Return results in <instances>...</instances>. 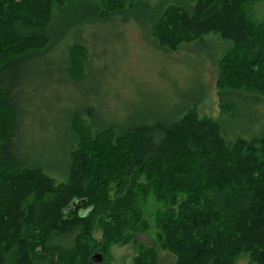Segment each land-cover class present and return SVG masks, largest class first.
Masks as SVG:
<instances>
[{
	"label": "trees",
	"instance_id": "1",
	"mask_svg": "<svg viewBox=\"0 0 264 264\" xmlns=\"http://www.w3.org/2000/svg\"><path fill=\"white\" fill-rule=\"evenodd\" d=\"M258 1L0 0V264H105L112 245L146 232L150 197L163 207L156 242L132 264H159L156 245L175 254L173 264H236L242 254L264 264ZM117 18L152 25L162 49L215 41L218 116L201 115L204 99L167 120L127 126L101 122L91 107L71 110L57 163L23 156L17 91L39 78L54 51L66 83L79 82L89 56L82 38Z\"/></svg>",
	"mask_w": 264,
	"mask_h": 264
},
{
	"label": "rangeland",
	"instance_id": "2",
	"mask_svg": "<svg viewBox=\"0 0 264 264\" xmlns=\"http://www.w3.org/2000/svg\"><path fill=\"white\" fill-rule=\"evenodd\" d=\"M149 1L156 7L163 0ZM251 11L258 20L263 19L264 0L255 3ZM119 20L99 23L82 38L89 56L85 76L79 82L66 83L59 67L64 60L62 52L54 51L39 78L17 91V141L23 156L57 163L61 157L58 152L67 141L63 114L71 110L91 107L101 122L117 120L127 126L145 119L167 120L186 105L204 99L202 105L196 104L201 115L218 116L216 67L209 55L215 53V41L206 38L171 51L160 48L154 40L152 25L135 18L128 23ZM208 86L212 96L207 98L202 93ZM161 209L153 197L148 198L144 209L148 229L137 241L112 245L105 264H132L142 245L151 247L156 242L155 220ZM96 236L101 237L99 231ZM156 249L159 264L176 261L175 254L158 245ZM236 264L252 263L248 254H242Z\"/></svg>",
	"mask_w": 264,
	"mask_h": 264
},
{
	"label": "water",
	"instance_id": "3",
	"mask_svg": "<svg viewBox=\"0 0 264 264\" xmlns=\"http://www.w3.org/2000/svg\"><path fill=\"white\" fill-rule=\"evenodd\" d=\"M102 259H103V257H102L101 254H97V253H96V254L94 255V260H95L96 262H101Z\"/></svg>",
	"mask_w": 264,
	"mask_h": 264
}]
</instances>
